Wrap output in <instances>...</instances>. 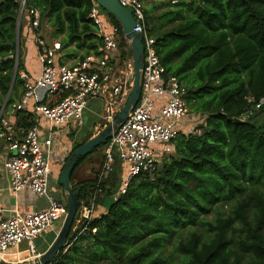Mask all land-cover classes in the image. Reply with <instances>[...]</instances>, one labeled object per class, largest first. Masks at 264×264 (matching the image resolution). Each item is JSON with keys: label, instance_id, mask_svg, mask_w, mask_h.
<instances>
[{"label": "trees", "instance_id": "obj_1", "mask_svg": "<svg viewBox=\"0 0 264 264\" xmlns=\"http://www.w3.org/2000/svg\"><path fill=\"white\" fill-rule=\"evenodd\" d=\"M28 5L42 13L43 26L69 56L101 54L104 38L90 18L94 0ZM100 10L125 59L132 52L119 21ZM17 16L16 0H0V112L24 90ZM145 29L167 75L186 88L190 113L203 121L179 135L156 171L133 178L118 197L125 173L117 161L96 201V212L104 206L105 213L77 220L53 264H264V104L256 108L264 99V0L152 4L145 9ZM34 126L31 114H16L17 129ZM100 147L77 164L71 181ZM97 182L98 175L76 183L79 209L90 205Z\"/></svg>", "mask_w": 264, "mask_h": 264}, {"label": "built area", "instance_id": "obj_2", "mask_svg": "<svg viewBox=\"0 0 264 264\" xmlns=\"http://www.w3.org/2000/svg\"><path fill=\"white\" fill-rule=\"evenodd\" d=\"M150 0H119L129 9L136 22V32L141 34L144 46L142 92L137 106L126 122L118 126L104 154L98 174L97 190L90 205L82 206L79 222L91 221L96 215L97 198L104 192L100 186L115 171L117 161L124 167V177L117 197L126 193L131 180L143 172L153 173L162 159L173 154L174 141L183 133V120L188 116L187 90L176 77L167 75L155 48V40L145 29V9ZM178 0H172V4ZM18 4V31L26 28L38 49L40 75L32 79L25 71L23 94L11 106L4 105L0 112V173L2 169L11 176L10 192L16 196L30 190L37 197H47L49 207L38 212H23L17 206L5 210L0 202V258L9 259L28 255L32 263L39 253L35 241L56 224L64 223L67 204L48 197L49 178L55 160L56 145L63 146L56 131L76 121L83 125V114L90 99L103 102L106 127L113 124L126 104L131 91L133 70L119 71L117 56L119 45L114 33H105V20L100 7L93 8L90 18L100 28L104 45L101 54H90L75 65L60 64L63 47L58 41L48 42L41 35L42 13L28 5V0ZM251 103H255L253 99ZM264 99L256 104L259 109ZM20 111L34 117L35 126L27 131L16 128ZM44 130L47 136H44ZM0 184V196L3 193ZM9 213V217L2 215ZM96 232V230L94 231ZM26 244V249L20 247Z\"/></svg>", "mask_w": 264, "mask_h": 264}, {"label": "water", "instance_id": "obj_3", "mask_svg": "<svg viewBox=\"0 0 264 264\" xmlns=\"http://www.w3.org/2000/svg\"><path fill=\"white\" fill-rule=\"evenodd\" d=\"M97 5L114 16L120 23L124 37L129 44L133 56V71L134 77L130 79L132 84L131 94L124 105L121 112L118 114L115 122L108 125L100 134L88 140L80 147L76 148L67 160L66 165L62 169L59 185L68 195L67 209L68 213L64 221L63 227L56 238L53 245L44 253L35 263L32 264H53L59 252L66 247L68 238L73 229L74 223L79 219L78 199L75 191L71 186V175L77 164L94 149L106 145L112 138L113 131L124 122L127 121L130 113L137 106L142 92V71L144 70V46L142 43L141 34L135 31L137 22L132 12L123 7L119 0H94ZM236 123L240 122L235 120Z\"/></svg>", "mask_w": 264, "mask_h": 264}, {"label": "crops", "instance_id": "obj_4", "mask_svg": "<svg viewBox=\"0 0 264 264\" xmlns=\"http://www.w3.org/2000/svg\"><path fill=\"white\" fill-rule=\"evenodd\" d=\"M47 27L50 29L49 26H47ZM41 35L48 42H50L48 34H47V32H45V30H43L41 32ZM25 37H28V39H29V44L27 45L28 53L26 52V55L23 56V63L25 65V72L32 79H36L40 75V64H39V59H38V49L34 43L32 36L25 35ZM53 41H57V40H53ZM70 49H73V48H70ZM82 55H83V52H80V54L77 57L69 56V54L67 53V50L63 49V51L61 53V57H60V64L68 65V66L75 65L81 59ZM103 105L104 104L100 100L90 99L88 101L87 108L84 111L83 119H85V118L89 119L91 115L96 114L97 109L104 110ZM103 115H104V113H103ZM11 121L16 122V118H13ZM75 122H76L75 120L72 121L73 125H76ZM84 124H85V122H83V125ZM183 124L184 125L186 124L185 120H183ZM105 125H106V121H105L104 117L101 115L100 120L98 122H94L93 125L90 126L88 131L87 132L84 131L83 135H81L80 138H78V139H80V141H83L87 137L88 133L95 132V134L93 133V136L91 138H88V140L92 139L93 137L97 136L98 134H100L105 129V127H106ZM186 127H190V123H189V125L186 124V126H183V133L184 134L191 133L192 129H189V131L186 132L187 131ZM43 134H44V136H47V131L44 130ZM77 136H78V134L76 133V138H77ZM65 139H67L66 136L61 135V143L64 144L63 142H65L66 147L64 150H65V152H68V149L70 150L71 146L73 145L72 144L73 142L70 143L68 140H65ZM88 140H85L83 142H78V144L82 145V144L86 143ZM56 150H57L58 155L61 156L63 151L60 148V145H56ZM98 154H99L98 158H100L102 153L99 152L96 155H98ZM92 156H95V154ZM93 160H95V159L94 158L90 159V157H89L88 159H86L84 161V163H82L84 166L80 169L82 171V173H81L82 176H88L90 174H93V173H95V171L97 172L101 168V166L98 165L97 160L95 162L96 167L94 168L93 167ZM63 161L64 160H62V157L58 158V163L53 165V168L56 166V175L58 174V170L61 168ZM103 162H104V160H103ZM101 165H102V162H101ZM53 168H52V170H53ZM0 184L4 190L2 195L0 196V202H1L2 207L5 210H12L13 208H15L17 206L23 212H38V211L46 210L49 207V201L48 200H46L44 197H37L30 190H25V191L19 193V195H17V197L12 195L10 192L11 176H10L9 171L4 169V168L2 169V171L0 173ZM56 191L58 192V190H56L53 187V192H56ZM105 211L106 210H105L104 206H100L99 209L97 210L95 216L100 217L102 214L105 213ZM9 216H10L9 213L2 215V217H9ZM61 229H62V227L55 226L49 232L45 233L44 235H42L41 237H39L35 241V246L37 248V251L40 252L41 255L46 253L48 251V249L51 247V245H53V243L55 242L56 238L58 237ZM53 239H54V242H53ZM20 251H22V250L20 249ZM20 256H25V255H18L16 257H20ZM16 257H12L11 259H14Z\"/></svg>", "mask_w": 264, "mask_h": 264}, {"label": "rangeland", "instance_id": "obj_5", "mask_svg": "<svg viewBox=\"0 0 264 264\" xmlns=\"http://www.w3.org/2000/svg\"><path fill=\"white\" fill-rule=\"evenodd\" d=\"M170 1L171 0H150V1L147 2L146 8L147 7H150L152 4H158V6L159 5H168V2H170ZM161 7L163 8V6H161ZM47 26L48 25H46V24L44 26H43V24H41V32L43 30H45V32H47V34H48L49 41H53L54 40L53 37L50 36L51 35V30ZM112 32L114 33L115 39L116 40L118 39L117 41H119V38H117V35L115 33V30L114 31L111 30L110 32H109V30H108V32L105 31L106 34L112 33ZM23 35L24 36H22V55L25 56L26 55V52L28 53L27 45L29 44L28 37H25V35H27V36L29 35V33H28V31H27L26 28H23ZM57 41L60 42L61 39H59ZM124 50L126 51V49H124ZM122 54H123V50L122 49H119V53H118L117 61H116V63H117V69L119 71L128 70V69L129 70H131V69L133 70V56H132V54H129L128 56H126L125 59L122 58ZM131 76L134 77V71L131 73ZM103 107H104V105H103ZM187 108H188V105H187ZM103 113H104V115H103ZM101 115L103 117L105 116V108H104V110L97 109L96 110V114L91 115L89 119L88 118L87 119L86 118L83 119V122H85V124L82 125V126H78L77 124L76 125H73V123L71 122L68 125L63 126V127H60V128H58L56 130L60 135L66 136L67 139H65V140H68L70 143L73 142L72 143L73 144L72 145L73 147L71 146L70 150L68 149V152H65V150H64L65 147H66L65 142H63L64 143L63 146H60V148L62 149L63 152H62V155L59 156L58 158H61L62 157V160H64V161H63V164H62L61 168L58 170V174L57 175H56V166L52 170V173H51L50 178H49L48 197H52L54 200H60V201L64 202L65 205L67 204L68 195L64 192L63 188L59 185V178H60L62 169L66 165L67 160L70 157L73 149L78 145V142H83L85 140H88V138H91L93 136V133L95 134V132L88 133L87 137L83 141H80V139H78V138H80L81 135H83L84 131L85 132L88 131V129L90 128V126L93 125L94 122H98L100 120ZM185 121H186V124L187 125H189V123H190V127H186V130H187L186 132H188L189 129H192V131H194L196 129L197 125L200 124L203 121V119L202 118H199L198 116H196L194 114H191L190 111H189V109H188V116L185 118ZM76 133L78 134L77 138H76ZM105 150H106V147H104V146L103 147H100V149L97 150V153H99V152L102 153L101 156H100V158H98L99 157V154L96 155L97 153L95 154V156H91L90 157V159H93V158L95 159V160H93V167L94 168L96 167L95 166L96 160H97L98 165H100V166H101V162L103 163ZM57 163H58V160H56L54 164H57ZM82 167H84L83 164H81L78 167L77 171H75L74 179H73V181H71L72 188H74V186L76 185L77 182H83L85 180H93V179H95V176L98 175L97 172L99 170L97 172L95 171V173L90 174L88 176H82L81 175L82 171L80 170ZM53 187L56 190H58V192L57 191L56 192H53ZM44 198L46 200H48L47 197H44ZM83 205H86V204L83 203ZM82 206H81V208L79 210L82 209ZM229 210H230L229 207H226V208L223 209V211H225L226 213L229 212ZM213 218H214V213H212L209 216H207V219L208 220H213ZM63 224L62 223H58L55 226H57V227H63ZM195 227H196V230H198L199 228H201L203 226H195ZM74 231H76V227H75ZM189 233H190L189 230L186 231L184 233V237H187L189 235ZM176 241L177 240H172V241L169 242L170 244L167 247V249L169 251L172 249V246L174 245V243H176ZM53 242H54V239H53ZM20 249L21 250L26 249V244H24ZM38 253H39L38 259H39L43 254L41 255L40 252H38ZM0 264H32V259L28 255L16 257L14 259H11V258H9V259L0 258ZM176 264H181V263L180 262H176Z\"/></svg>", "mask_w": 264, "mask_h": 264}]
</instances>
